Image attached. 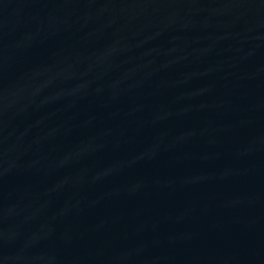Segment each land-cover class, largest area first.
<instances>
[{"label": "water", "instance_id": "95a60500", "mask_svg": "<svg viewBox=\"0 0 264 264\" xmlns=\"http://www.w3.org/2000/svg\"><path fill=\"white\" fill-rule=\"evenodd\" d=\"M263 252L264 0H0V264Z\"/></svg>", "mask_w": 264, "mask_h": 264}]
</instances>
